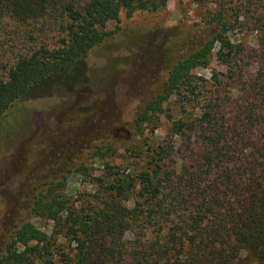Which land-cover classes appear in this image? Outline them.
I'll list each match as a JSON object with an SVG mask.
<instances>
[{
	"label": "trees",
	"instance_id": "1",
	"mask_svg": "<svg viewBox=\"0 0 264 264\" xmlns=\"http://www.w3.org/2000/svg\"><path fill=\"white\" fill-rule=\"evenodd\" d=\"M194 1L205 6V23L215 31L169 65L165 91L137 112L136 129L142 131L171 95L182 103L198 98L191 72L209 63L214 48L224 64L237 59L244 43L230 33L256 32V73L240 69L243 91L204 105L199 151L179 176L163 171L158 158L134 175L113 171L106 182L99 179L102 205L85 213L61 191L65 175L34 195L39 212L62 222L75 243L68 264H264V0ZM166 2L0 0V25L4 19L20 25L50 20L64 34L56 48L39 47L8 63L0 78V126L10 121L6 111L18 101L79 87L86 55L113 33L107 25L121 12L157 11ZM187 126L182 117L173 123L176 132ZM130 191L133 207L118 205L114 198ZM51 254L48 235L25 220L0 253V264H55Z\"/></svg>",
	"mask_w": 264,
	"mask_h": 264
},
{
	"label": "rangeland",
	"instance_id": "2",
	"mask_svg": "<svg viewBox=\"0 0 264 264\" xmlns=\"http://www.w3.org/2000/svg\"><path fill=\"white\" fill-rule=\"evenodd\" d=\"M204 15L205 6L194 0H167L160 10L131 16L121 12L117 22L107 25L113 33L86 55L79 87L18 101L6 111L10 121L0 126V253L21 222L28 220L48 235L55 264L73 261L75 243L65 226L43 216L33 204L39 190L64 175L61 191L78 213H85L102 205L99 179L106 182L112 178L109 173L134 175L158 158L163 171L179 176L196 157L204 105L237 97L245 81L240 69L256 73L251 50L256 47V32L230 33L235 42L244 43L230 65L218 60L214 48L206 66L192 69L199 86L196 100L182 103L178 95H171L142 131L134 126V118L148 100L165 91L169 65L214 33ZM4 20L0 78L16 56L39 47L56 48L64 35L50 20L23 25ZM181 117L188 126L176 132L173 123ZM114 200L132 208L134 192ZM126 236L131 237L129 232ZM63 254L71 260L65 262Z\"/></svg>",
	"mask_w": 264,
	"mask_h": 264
}]
</instances>
